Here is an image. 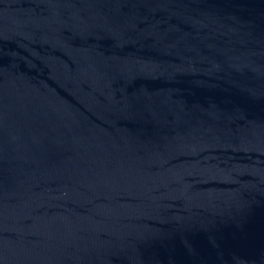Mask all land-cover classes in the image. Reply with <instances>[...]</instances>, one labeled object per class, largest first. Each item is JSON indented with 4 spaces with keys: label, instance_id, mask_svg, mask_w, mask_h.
<instances>
[{
    "label": "water",
    "instance_id": "1",
    "mask_svg": "<svg viewBox=\"0 0 264 264\" xmlns=\"http://www.w3.org/2000/svg\"><path fill=\"white\" fill-rule=\"evenodd\" d=\"M0 264H264V0H0Z\"/></svg>",
    "mask_w": 264,
    "mask_h": 264
}]
</instances>
